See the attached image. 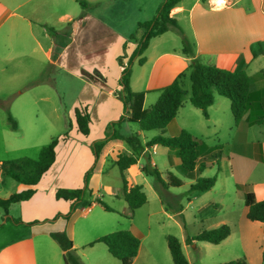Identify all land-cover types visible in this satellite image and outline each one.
I'll return each mask as SVG.
<instances>
[{
    "label": "crops",
    "instance_id": "obj_1",
    "mask_svg": "<svg viewBox=\"0 0 264 264\" xmlns=\"http://www.w3.org/2000/svg\"><path fill=\"white\" fill-rule=\"evenodd\" d=\"M71 1L76 2L77 0ZM135 1L141 4V0ZM93 3L95 2L92 1L90 4ZM63 4L64 6H61ZM66 4L69 5L70 0H0V71L8 70V67L11 66L8 75L14 78L17 69L23 64L21 62L29 59H36L43 69L47 65H61L64 54L71 47H80L84 43L90 42V45L88 47L86 45L85 48L89 53L100 55L99 60L91 63L93 69L98 72V77L95 81L82 80L81 76L79 78L86 85V88L90 89L88 91L91 92L95 100L99 102L96 110L89 112L88 133L83 135L76 131L82 136L96 140L103 137V131L108 121H113L122 114L121 100L120 97H117L120 90L117 80L121 70L117 57L123 54L124 58H121V61L123 64L125 63L127 55L131 53L137 41L135 39L137 33H139L136 28L137 22L147 19H141L145 18L141 6L137 7L135 4L132 6L133 0H125L119 10H114L110 6L106 7L104 13L112 12L110 19H106L101 13L95 14L86 7L81 8L79 11L73 10V12H70ZM57 7L61 9H57ZM135 9L138 13L134 11ZM126 11H131L130 15L127 16ZM170 15L175 18L181 29L180 34H175L177 38H171L170 40L175 41V45L171 47L161 45L163 42H167V36H165L167 31L152 37L148 41L145 50L149 47L151 41L158 39L156 42L158 45H153L148 56L143 57L141 54L144 59L142 64L149 62L148 68L146 71L141 70L139 72L142 78H137L138 81L131 80V74L129 76L128 83L129 87L131 85V90L145 91L143 107L146 95L149 92L153 93V96H149V99L155 101L158 89L168 84L178 73L187 69L189 57L182 54L181 46L180 48L175 47L179 43L181 45V38L183 37L192 46L193 58L201 63L230 70H246L251 67V71L247 73L251 76L250 88L264 98V53L252 57L250 52V48L256 42L264 40V0H179L170 9ZM54 16L57 20L69 22L67 33L50 30ZM59 36L62 39H58ZM131 36L133 40L129 39ZM123 42L124 49L122 48ZM53 48L56 51L54 58L51 57ZM137 58L134 57L133 60L136 61ZM43 61L46 63H43ZM78 67L81 68L80 65ZM132 86L140 87L132 89ZM88 100L90 102L91 99L88 98ZM214 101L215 98L213 97L212 104ZM89 102H85L87 108L88 105L93 104ZM184 103H181L175 113V123L178 127L185 128L189 132L190 109L184 106ZM221 104L220 100H216V105L220 106ZM179 109L181 111L180 115L178 114L180 121H178L177 115ZM207 114L208 117L205 120L209 121L211 126L215 128L218 122L217 118L211 116L208 110ZM247 122L248 118L246 116H243L236 125L233 122L231 155L234 157L235 170L240 175L236 184L244 185L245 189L247 188L246 190L253 193L255 200H260L264 198V129L261 130L258 126L260 122L246 125ZM261 124H264V120ZM95 125L96 128L94 129ZM71 128L76 129L74 118L69 129L74 133ZM69 130L66 138H63L64 133L58 137L55 146V160L34 186L31 197L27 200L11 203L5 211L3 210L5 217H9L11 220L12 226L23 231L0 246V264H63L62 254L64 251L50 237V233L63 232L66 234L70 232L72 237V227L69 221L72 215H69L66 219L62 216L69 210V203L61 199L56 200L53 197V190L58 185L80 187L81 174L74 176L70 170H73L72 162L76 160V157L74 158L72 155L75 151L73 145L76 147V154L84 149L86 150V147L70 140ZM135 133L138 136L141 135L139 130ZM164 133L166 134L168 131ZM74 135L80 137L76 133ZM147 140L144 139L140 143L143 144ZM90 142L92 140L84 143L87 145ZM122 143L123 141L120 139H109L100 148L95 160L92 153L90 154L89 150H86L91 155L88 157L87 162L94 160L95 166L93 169L99 171L107 156L112 154V151L116 148L126 153L133 152L130 146H128L129 151L124 150ZM60 146L61 148H59ZM155 146L144 149L140 154L148 153V151L154 153ZM165 151L167 157L170 153L175 155V150L166 148ZM115 158L116 156H111L112 161ZM62 159L63 162H60ZM208 164H211V162L207 161ZM70 165L71 168L67 172L66 168L63 171L64 166L68 168ZM137 167L141 170L136 162L122 171L129 185L136 184L132 178H129V174L134 176L138 172ZM198 172L195 171L194 177H198ZM192 181L190 179L189 183ZM54 183L57 186L50 187ZM257 187L259 192L256 189ZM25 188V185L19 183L16 190L18 192ZM258 193L260 196L257 195ZM199 198L200 196L194 193L185 201L187 204H191L194 200L200 202ZM93 204L95 203H91L85 210L81 209L80 215L86 216L87 211ZM11 205H14L12 209L16 207L15 214L10 212ZM161 207L164 210L162 204ZM56 211H59L61 215L53 218ZM245 212L246 208L244 207L241 209L239 217L240 225L246 229L241 234V239L242 241L247 239L251 245L250 248L253 249L256 242L258 240L262 241L264 237V221H249L245 218ZM33 220H37V222L28 223ZM219 222L224 223L225 221L223 219ZM89 230L90 228L85 224V233L87 234ZM246 233L248 234L245 235ZM103 234L84 239L85 246L88 242ZM67 237L69 238V236ZM226 239L224 238L221 241ZM35 242L36 246H40L43 252L39 262L36 257ZM55 245L58 247V252L54 248ZM75 246V243L71 240V247L75 249ZM256 250L257 255L254 253L255 256H244L247 261L246 264H264L260 245ZM57 256H60L62 263ZM135 258L136 256L133 259Z\"/></svg>",
    "mask_w": 264,
    "mask_h": 264
},
{
    "label": "rangeland",
    "instance_id": "obj_2",
    "mask_svg": "<svg viewBox=\"0 0 264 264\" xmlns=\"http://www.w3.org/2000/svg\"><path fill=\"white\" fill-rule=\"evenodd\" d=\"M85 1L87 9H90L95 14L101 13L106 19H110L112 12L104 13L106 7L110 6L114 10H119L125 0H115V2L114 0ZM92 1L95 2L93 3L95 5L90 4ZM135 2L133 0L132 6L134 4L137 7L141 6L145 17L141 18L143 20L151 19L155 16L156 9L163 0H141V4ZM61 6H64V4ZM66 6L70 12H73V10L79 11L82 8L78 1L73 2L71 0L70 4H66ZM57 9L61 8L57 7ZM134 11L138 13L136 9ZM130 13L131 11H126L127 16ZM127 16L126 18H128ZM52 22L53 24L50 26V30H59L61 33L62 31L67 33L69 22L57 20L55 16ZM176 33V30L173 28L168 29L165 33L167 42H163L161 45L166 47L175 45V41L170 40L171 38H177ZM139 34L137 33L136 40ZM58 39H62V37L59 36ZM129 39L133 40V37L131 36ZM157 40L151 41L149 47L143 51V57L148 56L154 44L158 45L156 44ZM86 45L88 47L90 42L84 43L80 47H71L64 54L61 65H47L43 69L36 59H29L21 62L23 64L17 69L14 78L8 75L11 71V66L8 67V70L0 71V198H5L10 193L17 192L16 188L19 184L3 174V167L6 166L7 162L22 158L36 160L39 149L42 146L46 145L52 138L59 137L66 130L68 131L70 129L74 118V107H85L86 111L88 110V115L91 110H96L99 101L95 100L91 92L88 91L90 89H87L86 85L81 82L80 78L85 81L88 80L84 79L80 73L81 69H83L92 74L94 69L91 63L99 60L100 55L89 53L85 48ZM180 46L182 45L179 43L175 47L180 48ZM55 55L56 51L53 48L51 57L54 58ZM43 63L46 62L43 61ZM79 65L81 68L78 67ZM23 66L26 67L22 68ZM148 66L149 62L139 65L135 60L131 59L127 66L129 76L131 74V80L138 81L137 78L141 79L142 75L140 76L139 72L141 70L146 71ZM248 69L244 70L245 73L251 71L252 68L249 67ZM18 71L20 72L18 73ZM183 73L180 79V85L185 93L181 97V103L187 102L184 103V106L190 109V126L187 127L192 135L195 134L196 137L201 138L205 144V153L202 152L199 157L205 156L206 161L211 162L201 172H198L197 175L198 177L215 176V183L208 190L195 192L196 195L200 196V202L194 200L191 204H187L183 199L182 204L184 208L181 211V217H179L174 213L166 212L162 209L157 193L152 186V178L145 175L137 167L138 172L134 176L129 174V178H132L136 184L141 185L146 200L129 215L126 202L122 197L120 172L111 159V156H116L117 153L115 152H126L116 148L114 150L115 152L112 151L113 153L107 156L100 170H94V160L87 162L88 157L91 156L89 153H92V142L87 145L84 143L90 140L93 141L94 139L82 136L77 133L76 129L71 128L74 133L69 130L68 135L71 137L70 140L81 144V146L86 147V150H89V153L84 149L76 154L77 150L73 145L75 151L72 155L74 158L76 157V160L72 162L73 170H70L74 176L81 174L80 187L83 188L82 199L90 203L94 201V198H98L102 203L112 209L106 211L100 204L94 202L95 204L89 208L86 216L80 215V211L88 207L86 204H78L70 211V215L73 217V219L71 217L69 218L72 227V237L70 232L66 233V235L69 238L71 237L72 239L70 238V240L75 243V254L83 264H119L118 260L107 252L103 243L95 242L90 246H85V242H83L88 237L92 238L95 235L116 230H127L139 238V246L135 255L136 258L132 260L131 264H173L166 246L167 235H172L177 238L181 251L189 264H217L240 257L245 259L244 256H255L254 253H257L256 248L259 245L261 251H264V237L262 241L258 240L256 242V246L253 249L250 248L251 245L247 239L243 241L241 239V234L246 229L240 225L239 217L241 215V209L245 206L242 197L236 191V183L240 175L235 170L234 157L231 155L234 125L233 117L229 110V101L225 97L213 93L215 101L207 109L210 115L218 120L216 127L213 128L209 121L201 116L200 111L191 107L188 103V69ZM135 87L139 88L140 86ZM135 87L132 86V89H136ZM152 94L149 92L146 95L143 108L147 109L154 103V101L149 99V96H153ZM95 96L97 98V95ZM88 98L91 99L90 102ZM216 100H220L222 104L220 106L216 105ZM86 101L93 104L88 105L87 108ZM180 113L181 111L179 109L177 115H180ZM179 115L178 121H180ZM8 117L13 121L15 128L11 127ZM258 126L261 130L264 129V124L259 123ZM93 128L95 129L96 125ZM113 128L123 135H129L139 130L137 124L122 120L114 123ZM139 132L141 133L138 136L140 142L144 139H149L152 135L161 133L158 129L139 130ZM75 133L80 137L74 135ZM104 133L105 128L103 136ZM163 134L168 135V133ZM122 144L124 150H130L127 144L124 142ZM166 148L156 145L154 147V153L150 151L146 154H138L137 151H133V153L138 166L142 167L148 158L149 163L161 175L164 176L166 172H170L179 178L182 184L179 187H170L169 189L170 192L179 194L188 187L190 179L182 174L178 166L179 161L176 154L171 155L170 153L169 157H167ZM170 150L175 149L170 148ZM60 162H63V159ZM65 168L67 172L71 168V165L68 168L64 166L63 171ZM54 186L56 187L57 184L54 183L50 187ZM58 187L63 186L58 185ZM256 189L259 192L258 187ZM257 195L260 196L259 193ZM13 206L11 205L10 212L15 214L16 207L12 209ZM223 219L225 222L220 223L219 221ZM85 224L90 228L87 234L84 231ZM221 224H226L229 227V234L226 240L216 244L204 241H193L189 244L185 242L187 236H193L201 230L213 228ZM22 231V229H17L12 226L11 220L9 217H5V212L0 206V246L15 238ZM54 248L58 252L56 245ZM35 250L37 261L39 262L43 252L40 246H36V242ZM57 258L62 263L60 256H57Z\"/></svg>",
    "mask_w": 264,
    "mask_h": 264
},
{
    "label": "trees",
    "instance_id": "obj_3",
    "mask_svg": "<svg viewBox=\"0 0 264 264\" xmlns=\"http://www.w3.org/2000/svg\"><path fill=\"white\" fill-rule=\"evenodd\" d=\"M77 1L83 9L86 7L83 0ZM178 1L163 0L157 7L155 16L151 19L137 22L136 28L140 34L133 50L124 64L121 61L124 55L122 54L117 57V61L121 66L117 84L120 86L119 96L122 102V114L117 120L110 121L106 125L104 136L92 141L91 149L94 160L98 156L100 148L109 139H120L130 146L132 151H137L138 154L154 145L175 149V154L179 161L178 166L182 174L193 180L182 193L177 194L169 191L170 187H179L182 184L181 180L170 172H166L164 176L161 175L149 163L148 158L146 159V163L141 167V171L152 178V186L164 210L181 217L182 200H188L189 196L195 192L208 190L216 181L215 176L194 177L195 171L200 172L207 166L206 157H199L202 152L205 153V144L201 138L178 127L175 123V113L181 106V97L185 93L180 85V79L184 73H178L168 84L159 88L156 100L149 108L145 109L142 106L145 91H133L130 89L128 83L129 70L127 68L129 61L134 57H138L136 59L137 64L143 63L144 59L141 54L152 37L171 28L176 30L177 33H181V29L175 18L170 15V9ZM181 45L182 54L189 57L187 66L189 79L188 102L200 111L204 119L208 117L207 108L212 104L213 93H215L228 99L229 110L235 125L240 122L243 116L248 118L246 125L263 122L264 98L250 88V75L245 73L244 70H230L199 62L193 58L192 46L184 37L181 38ZM122 48L124 49V42ZM250 52L252 57L263 54L264 40L256 42L250 48ZM80 74L88 81H95L98 77L96 70H93V73L90 74L82 69ZM73 115L76 130L86 135L89 130V115L85 107H74ZM120 120L137 124L139 130L158 129L161 133L154 135L141 144L136 133L123 135L113 128L114 123ZM8 121L11 127L15 128L10 117H8ZM165 131H168V135L163 134ZM66 136L67 130L64 132L63 138H66ZM57 142L58 137H54L46 145L42 146L39 149L36 160L22 158L6 163V166L3 167V174L17 183L25 185L26 188L10 193L5 198H0V206L4 211L11 203L27 200L31 197L34 192L33 187L55 160V146ZM113 162L120 172L122 197L126 202L128 214L130 215L135 208L142 205L146 200L141 185H129L122 173L125 168L136 163V157L133 152L129 154L117 153ZM236 191L243 199L246 208L245 218L249 221H264V199L255 200L253 193L246 190L242 184H236ZM82 195L83 188L81 187H56L54 189L53 197L56 200L61 199L69 203V210L62 214L65 219L69 217L70 211L78 204L89 206L95 202L100 204L106 211L112 210L98 198H94V201L89 203L82 199ZM58 215L61 214L59 211H56L53 218ZM34 222H37V220L28 223ZM228 234L229 227L226 224H221L213 228L201 230L193 236H187L185 242L189 244L193 241H204L216 244L226 238ZM50 237L64 251L62 254L63 264H83L75 254V249L71 247V240L66 234L63 232H51ZM95 242L103 243L107 252L116 258L119 264H131L139 246V238L127 230L108 232L88 242L86 245L90 246ZM166 246L173 264H188L176 237L167 235ZM262 260L264 261V251L262 252ZM217 264H246V261L243 257H240Z\"/></svg>",
    "mask_w": 264,
    "mask_h": 264
},
{
    "label": "water",
    "instance_id": "obj_4",
    "mask_svg": "<svg viewBox=\"0 0 264 264\" xmlns=\"http://www.w3.org/2000/svg\"><path fill=\"white\" fill-rule=\"evenodd\" d=\"M117 95H118L117 97L119 98V97H120V96H119V92L117 93Z\"/></svg>",
    "mask_w": 264,
    "mask_h": 264
}]
</instances>
